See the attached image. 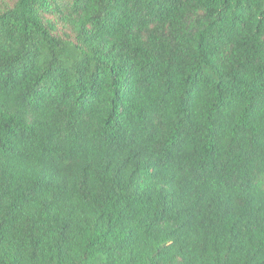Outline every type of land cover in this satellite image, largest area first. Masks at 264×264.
I'll use <instances>...</instances> for the list:
<instances>
[{"label": "trees", "instance_id": "trees-1", "mask_svg": "<svg viewBox=\"0 0 264 264\" xmlns=\"http://www.w3.org/2000/svg\"><path fill=\"white\" fill-rule=\"evenodd\" d=\"M0 264H264V0H0Z\"/></svg>", "mask_w": 264, "mask_h": 264}]
</instances>
